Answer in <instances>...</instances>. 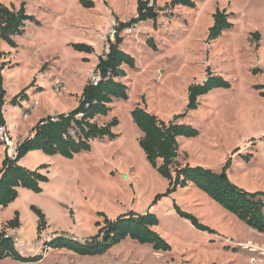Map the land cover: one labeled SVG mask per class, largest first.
<instances>
[{
	"label": "rangeland",
	"instance_id": "374dc122",
	"mask_svg": "<svg viewBox=\"0 0 264 264\" xmlns=\"http://www.w3.org/2000/svg\"><path fill=\"white\" fill-rule=\"evenodd\" d=\"M91 1L93 7L85 9L79 0H0L15 9L24 2L26 13L40 23L25 24L24 34L14 39L16 48L1 44L7 62L2 114L17 144L39 120L76 108L98 57L114 41L109 36L113 23H127L136 16L135 0ZM193 1L194 8H171L170 0H156L155 22L139 23L133 34L126 28L120 32L121 49L135 60V67L125 68L126 77L119 80L128 87V99L115 100L107 117L94 120L105 125L116 118L115 140H94L90 151L71 159L35 152L18 162L29 170L44 165L41 172L49 179L40 193L18 189L17 198L0 208V232L13 239L20 255L42 256L27 264H250L251 255L238 245L264 246V235L252 232L196 188L177 189L157 199L166 192L168 181L151 168L138 146L141 135L131 111L140 105L160 120H171L186 111L189 86L203 83L209 69L231 86L200 97L197 108L180 121L197 129L199 136L180 139L177 164L218 172L230 160L227 175L233 184L264 193V73L252 72L264 70V0ZM216 10H225L233 27L209 41ZM70 44L89 45L93 53L74 51ZM23 90L28 102L11 105ZM25 113L28 118L23 119ZM174 203L193 216L197 211L199 222L213 233L199 231L178 217ZM32 207L45 215L47 225L39 235ZM130 211L152 212L159 220L155 231L171 250L156 253L124 242L100 257H78L44 249L45 242L56 236L79 241L94 236L102 221L98 213L113 219ZM16 212L20 227L5 228ZM0 264L24 263L5 259ZM257 264H264V259Z\"/></svg>",
	"mask_w": 264,
	"mask_h": 264
},
{
	"label": "trees",
	"instance_id": "16d2710c",
	"mask_svg": "<svg viewBox=\"0 0 264 264\" xmlns=\"http://www.w3.org/2000/svg\"><path fill=\"white\" fill-rule=\"evenodd\" d=\"M154 1V3H151ZM156 0H135L136 16L127 23H118L119 27L113 42H109L107 50L97 59L94 73L99 76L96 85L90 81L86 83L79 96L76 108L68 113L58 114L57 121H50L46 117L38 121L31 133L17 147L15 159L4 156L0 166V208H6L18 195V189L33 193L42 191V184L49 181L41 172L44 165L36 170H29L18 162L28 153L37 151L46 156H61L71 159L75 155L88 152L94 140H115L117 135L112 129L118 125V120L112 118L105 125H98L94 120L97 117H107L111 111L110 105L115 100L128 99V87L119 81L126 77L125 68L135 67L134 58L121 49L122 39L119 34L125 28L141 22L157 20L158 12ZM85 8L93 7L91 0H79ZM178 6L194 8L193 0H170L168 7ZM167 7V6H166ZM213 24L208 29V40L218 39L223 32L232 29L229 14L225 10H216L212 15ZM27 22L40 25L33 16L26 13L25 3L21 2L18 9L12 5L7 7L0 3V126L5 125L2 108L5 104V90L3 87V70L7 64L4 62L5 53L1 44L5 43L10 48H16V37L24 34ZM259 40L258 33L253 34ZM77 52L93 53V48L86 44H70ZM206 79L201 84H194L188 88L186 111L175 115L165 122L156 115L148 112L145 107L137 105L130 113L131 119L140 133L138 146L142 150L147 163L158 175L168 181L164 194L157 199L174 193L177 189H184L190 184L206 194L230 214L234 215L248 228L264 234V193L247 192L233 184L227 175L230 160L217 172L200 166H180L176 163L179 152V138L194 139L199 136V131L191 125L180 123L188 111L197 108L198 99L209 94L214 89H229L231 84L220 76L212 75L208 69ZM252 72L264 73V70L254 69ZM26 90L21 91L12 98L10 104L20 106L27 102ZM142 99V104H143ZM174 212L195 229L213 233L208 227L202 225L192 214L181 210L173 204ZM38 217L37 235L46 228L45 215L41 210L32 207ZM102 218L97 223V232L94 236L84 241H79L66 236H56L45 242V250H64L78 257H100L113 247L126 240L140 246H148L156 253H166L171 250L170 245L155 231L159 224L158 218L152 212L138 214L133 211L118 215L110 219L103 213H98ZM20 227L19 215L6 222L5 228L15 230ZM11 259L19 263H36L42 256L23 257L15 248V243L3 230L0 232V261Z\"/></svg>",
	"mask_w": 264,
	"mask_h": 264
},
{
	"label": "built area",
	"instance_id": "2783aa9c",
	"mask_svg": "<svg viewBox=\"0 0 264 264\" xmlns=\"http://www.w3.org/2000/svg\"><path fill=\"white\" fill-rule=\"evenodd\" d=\"M154 1H151V3H153ZM138 24H134L129 28L125 29V32L127 34H133L137 28ZM119 27L118 23H113L110 32H109V36L112 39H114L116 33H117V29ZM99 81V76L97 74H93V76H91L90 78V82L94 85H96V83ZM57 86H59L58 83H56ZM59 88H57L58 90ZM57 115L55 116H49L50 117V121L52 122H56ZM22 118L26 119L28 118V114H22ZM0 144L3 147L4 152L6 153L5 155L10 158V159H15L16 155H17V147L19 144H17L15 142V140L13 139L12 135H11V130L8 126L4 125V126H0ZM239 248H241V250L248 252L251 256L249 257V262L250 264H257V262L260 259H264V246L261 245H257L251 242H244V243H240L238 245ZM109 264H142V263H134V262H114V263H109Z\"/></svg>",
	"mask_w": 264,
	"mask_h": 264
},
{
	"label": "crops",
	"instance_id": "0c3cea01",
	"mask_svg": "<svg viewBox=\"0 0 264 264\" xmlns=\"http://www.w3.org/2000/svg\"><path fill=\"white\" fill-rule=\"evenodd\" d=\"M212 23H213V21H212ZM106 50H107V48H106ZM106 50H105V51H106ZM96 64H97V62H96ZM95 66H96V65H95ZM82 89H83V88H82ZM81 92H82V90H81ZM80 94H81V93H80ZM78 99H79V97H78ZM27 102H28V101H27ZM27 102H25V103H27ZM23 103H24V102L21 103V106H22ZM77 103H78V102H77ZM76 106H77V105H76ZM68 112H70V111H67V112H61V111H60V114L68 113ZM36 124H37V123H36ZM36 124H35V125H36ZM35 125H34V126H35ZM31 130H32V129H31ZM29 135H30V134H29ZM29 135H28V136H29ZM28 136H27V137H28ZM180 139H181V138L178 139L179 142H180ZM179 146H180V144H179ZM35 152H37V151H33V152H30V153H35ZM4 156H5V154H4L3 147L0 146V166H1V162H2V160H3V158H4ZM178 156H179V152H178ZM177 159H178V157H177ZM177 159H176V163H177ZM187 164L189 165V163L186 162L184 165H180V166H185V165H187ZM190 166H191V165H190ZM193 166H195V165H193ZM187 188H193V189H195V187H194L193 185H191V184H190ZM179 207H180V206H179ZM180 209L182 210V208H180ZM195 217H196L199 221L201 220V218H200L199 215L197 214V211H196ZM250 230H251V229H250ZM251 231L253 232L254 230H251ZM254 232H255V231H254ZM257 234H258L259 236L264 235V234H260V233H258V232H257ZM124 242L134 243V242H132V241H130V240H126V241H124ZM124 242H122V243H124ZM135 244H136V243H135ZM141 247H148V246H141ZM149 249H151V248H149ZM151 250H152V249H151Z\"/></svg>",
	"mask_w": 264,
	"mask_h": 264
},
{
	"label": "bare ground",
	"instance_id": "6f19581e",
	"mask_svg": "<svg viewBox=\"0 0 264 264\" xmlns=\"http://www.w3.org/2000/svg\"><path fill=\"white\" fill-rule=\"evenodd\" d=\"M200 192V191H199ZM221 210V209H220Z\"/></svg>",
	"mask_w": 264,
	"mask_h": 264
}]
</instances>
